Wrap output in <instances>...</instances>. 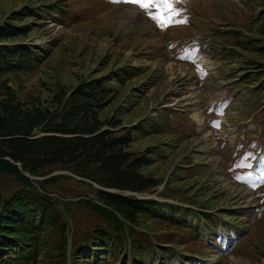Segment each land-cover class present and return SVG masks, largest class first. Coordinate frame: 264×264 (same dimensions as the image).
I'll use <instances>...</instances> for the list:
<instances>
[{
    "label": "rangeland",
    "instance_id": "rangeland-1",
    "mask_svg": "<svg viewBox=\"0 0 264 264\" xmlns=\"http://www.w3.org/2000/svg\"><path fill=\"white\" fill-rule=\"evenodd\" d=\"M206 1L210 4L212 2ZM217 1L220 5L222 2L228 3L225 4L226 8H219L217 11H227L228 16L221 21L213 18L210 24L220 22L231 33L224 34L222 30L214 29L212 34L198 33L194 36H204L208 44L220 48V52L226 55L225 63L233 70L225 65L224 69L221 68L224 62H217L221 60L218 53L209 54L215 63V74H218V70L221 71L217 76L220 79L214 77L211 81L220 88L230 89L229 98L232 94L236 95L240 100L239 111L243 113L246 109L244 118H250L259 128V131L239 128L236 144L234 141L230 142L233 146L226 143L225 137L219 136L225 158L222 165L226 167L227 174L231 176L228 169L237 162L243 169L236 175L248 179H242L237 186L228 184V178L219 173L215 176L214 164L196 163V149L201 151L204 147L200 142L195 144L196 140H202V131L191 111L179 112L165 108L156 115H149L152 104L161 102L169 89L171 95H183L191 91L188 88L194 77L189 78L191 71L183 75L180 64L174 62L168 66V79L164 76L163 69L156 71L161 68L158 63H154L155 68L144 70L128 63V60L135 61L133 56L137 50L138 53L156 59L160 57L158 53L166 54L168 49L165 45L148 39V29H156L157 25L138 6L126 3L129 7L120 9L122 15L117 12L118 7L114 8L118 3L111 6L103 0H71L67 12H60L61 9L56 5L59 0H0V25L11 23L31 28L30 33L17 36L16 40L34 47L38 58L31 68L12 70L5 77L8 86L15 93L13 103L17 109L35 113L38 107L56 109L63 93L66 92L67 97L82 78L102 76L104 86L113 89L116 98L97 116L94 115L103 121L97 130H105L111 125L120 127L131 124L116 133H133L132 143L120 149L131 152L135 157L145 155L148 158L140 171L160 182L158 188L162 190L159 196L164 197L160 201L169 206V210H166L158 203L152 209L154 211L140 212V217L143 216L140 225L148 228L161 242L177 243L186 259L212 261L215 264H264V178L260 176L264 168L258 167L255 172L251 171L248 165H255L256 162L247 151L250 149L253 154H257L256 147L264 141V67L254 65L256 60L264 61V0ZM190 3L191 1H186L175 5L179 10L175 20L188 17L185 13L188 12L187 6ZM235 3L239 6L233 5ZM26 6L34 8L40 17H17V12L23 11ZM215 6L219 7L218 4ZM49 8L56 9L57 13H48ZM177 27H183L187 32H192L194 28L192 25L173 23L165 27L163 32L159 31V27L156 34L159 32L166 41L172 42L169 33L172 29H178ZM130 32L133 33L130 35ZM112 39L116 40L114 46ZM140 40L143 41L139 43V47L146 43L153 47L138 48ZM124 46H130L128 49L131 51L123 50ZM172 49L174 55H179L180 52L188 54L192 50L189 46L178 48L176 45H172ZM145 66L147 67L146 64ZM244 87L247 89L238 93ZM218 97L219 95L215 98ZM124 102L128 109H123ZM208 108L209 104L205 101L204 110L207 115ZM96 120L97 118L92 122ZM113 122H118V125L112 124ZM136 122L138 125L133 126ZM36 134L41 135L42 132L38 131ZM235 136L236 134L233 135ZM212 145L209 141L207 147L213 148ZM260 161L264 162L263 159ZM52 169L53 172H49L47 177L53 173L65 172ZM48 170L50 169H46ZM220 172L224 175L226 173L225 170ZM35 178L41 180L46 177ZM245 181H250L248 183L253 186L254 192L250 187L244 186ZM93 187L97 186L80 184L72 179L61 180L54 185L57 194L74 199L64 218L72 223L77 234L84 232L87 227L105 224L91 208L75 202L81 197L93 198ZM20 188V181L0 174V191L3 197L7 198ZM158 188L155 190H160ZM180 205H186L183 207L190 214L187 210L176 214L181 209ZM222 224L235 239H230ZM219 234L224 237L219 238ZM214 235H218V238ZM44 236L38 262L50 264L52 261H49V249L53 246L55 255L58 254L64 238L63 230L52 227ZM135 238L137 244H142L144 240L143 246H146V233L137 231ZM173 242L166 243L163 247L169 259L175 255L176 244ZM214 242L226 247V253L220 254L218 246L210 248Z\"/></svg>",
    "mask_w": 264,
    "mask_h": 264
},
{
    "label": "trees",
    "instance_id": "trees-1",
    "mask_svg": "<svg viewBox=\"0 0 264 264\" xmlns=\"http://www.w3.org/2000/svg\"><path fill=\"white\" fill-rule=\"evenodd\" d=\"M23 11L17 12V17H33L26 8ZM31 31L27 26L0 25V174L12 176L22 184L7 198L0 191V264H39L44 234L52 227L63 230L64 238L57 255L53 246L49 249L50 264H66L67 239L75 236L72 223L64 215L73 201L57 194L54 185L67 179L100 186L93 187V198L81 197L75 202L91 208L105 223L87 227L79 234L83 244L72 251L73 264H107L109 257L126 259L123 253L128 241L134 246L133 260H146L151 255V260L156 261L158 247L150 236L144 247L132 242L137 232L134 224H141L139 213L147 211L144 201L106 189L143 191L159 184L154 177L141 173L148 161L145 156L135 157L120 149L132 143L130 132L117 135L123 129H110L118 127L115 125L98 131L103 124L99 116L92 122L94 115L115 100L116 92L106 88L102 79H83L67 97L63 93L56 109L38 107L30 113L18 110L13 103L15 93L5 76L12 70L31 68L37 57L33 48L7 42ZM38 131L43 135H37ZM52 168L68 170L73 175L31 178L48 176ZM133 240L136 243V238ZM60 251L63 255H59ZM189 261L201 264L198 260ZM167 263L171 264V260Z\"/></svg>",
    "mask_w": 264,
    "mask_h": 264
},
{
    "label": "snow or ice",
    "instance_id": "snow-or-ice-1",
    "mask_svg": "<svg viewBox=\"0 0 264 264\" xmlns=\"http://www.w3.org/2000/svg\"><path fill=\"white\" fill-rule=\"evenodd\" d=\"M113 2L128 3L138 6L145 12L147 17L156 22L158 27H167L173 23H186L185 20H175L179 14V10L175 7L177 3L182 0H113ZM217 126H219L217 124ZM243 161H241V164ZM239 166V165H238ZM251 167V165H248ZM260 176L264 178V171L260 173Z\"/></svg>",
    "mask_w": 264,
    "mask_h": 264
},
{
    "label": "bare ground",
    "instance_id": "bare-ground-1",
    "mask_svg": "<svg viewBox=\"0 0 264 264\" xmlns=\"http://www.w3.org/2000/svg\"><path fill=\"white\" fill-rule=\"evenodd\" d=\"M203 60L205 61L206 59H205V58H203Z\"/></svg>",
    "mask_w": 264,
    "mask_h": 264
}]
</instances>
